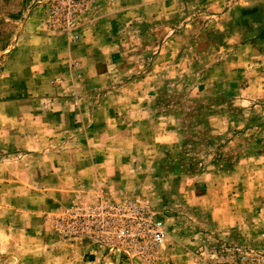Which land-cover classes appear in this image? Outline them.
Returning a JSON list of instances; mask_svg holds the SVG:
<instances>
[{"label":"rangeland","instance_id":"1","mask_svg":"<svg viewBox=\"0 0 264 264\" xmlns=\"http://www.w3.org/2000/svg\"><path fill=\"white\" fill-rule=\"evenodd\" d=\"M247 1L81 0L64 28L59 0H0V264L264 251V34L239 25ZM29 17L46 47L21 33ZM105 212L146 213L159 246L124 253L88 224Z\"/></svg>","mask_w":264,"mask_h":264},{"label":"built area","instance_id":"2","mask_svg":"<svg viewBox=\"0 0 264 264\" xmlns=\"http://www.w3.org/2000/svg\"><path fill=\"white\" fill-rule=\"evenodd\" d=\"M81 0H59V3L67 9L68 17L62 27L68 28L71 22L74 24V16L77 13ZM57 9V7H55ZM146 213L141 212L138 215L128 217L119 215L117 212L99 213L95 216V220L89 219V226L99 224L102 232L105 234L106 240L117 243L120 249L128 253H138L143 257H150L152 252L161 241L162 233L155 224L150 229H144L141 225H145L148 220ZM114 227L115 229H110ZM110 229V230H109ZM236 256V260L231 256L228 259H219L212 264H264V251L240 252Z\"/></svg>","mask_w":264,"mask_h":264},{"label":"crops","instance_id":"3","mask_svg":"<svg viewBox=\"0 0 264 264\" xmlns=\"http://www.w3.org/2000/svg\"><path fill=\"white\" fill-rule=\"evenodd\" d=\"M256 0H248L246 5H240V4H235L233 6V8L235 9H239V11H243V16L241 17V24H239L241 27H252V24L257 27V32H260L264 34V0H261L255 4L252 5L253 2H255ZM259 4V5H258ZM254 10V11H253ZM253 12V13H252ZM253 16L256 17V20L252 21ZM105 19V18H104ZM103 20V19H101ZM97 21V20H95ZM95 21H92L90 23H88L85 28L82 30L81 32V36H80V45H78L76 49L81 55H85L87 53V51L89 49H91V45H93L90 41H88L89 37L87 36V33L90 30H97V23ZM41 27V28H40ZM29 28V30H28ZM42 25H40L38 23V21L31 19L30 17L27 18V20L25 21V23L23 24L22 27V31L21 33L23 34H28L29 31H33V32H38L37 34H33L34 37H37L36 41L40 42V45H42V47H46V45L48 43H46L47 41H45V39H48L46 36H40V31H43L42 29ZM250 28V27H249ZM251 32V31H250ZM53 42H55V40H53ZM39 45V47H40ZM60 43L59 45L56 46L55 50V63L57 62V66H64L63 64L65 63V61H63L61 58L62 56H64L66 53L65 50H62L60 48ZM15 47H12V49H14ZM264 58V54L262 56ZM65 59V58H64ZM86 60V59H85ZM63 72H61V69L59 71L56 72L57 76H63L62 74ZM53 76V75H51ZM86 76V75H85ZM92 251L88 252L89 254H91ZM88 257H92V259H87V260H83V262L81 261L80 264H101V262L103 264H105V261L107 259H103L102 261L100 260L99 263H97L98 258L96 259V256L93 257L92 255H89ZM94 259V260H93ZM108 262V261H106ZM109 264H123L120 263L118 261H112V263Z\"/></svg>","mask_w":264,"mask_h":264}]
</instances>
